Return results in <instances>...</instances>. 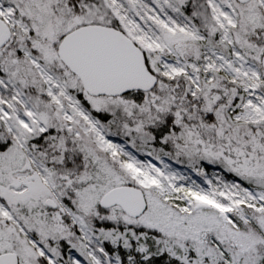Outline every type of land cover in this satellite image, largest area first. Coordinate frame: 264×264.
Masks as SVG:
<instances>
[{
  "label": "snow or ice",
  "instance_id": "1",
  "mask_svg": "<svg viewBox=\"0 0 264 264\" xmlns=\"http://www.w3.org/2000/svg\"><path fill=\"white\" fill-rule=\"evenodd\" d=\"M0 264H264V0H0Z\"/></svg>",
  "mask_w": 264,
  "mask_h": 264
}]
</instances>
